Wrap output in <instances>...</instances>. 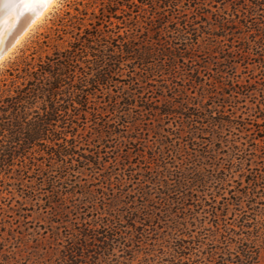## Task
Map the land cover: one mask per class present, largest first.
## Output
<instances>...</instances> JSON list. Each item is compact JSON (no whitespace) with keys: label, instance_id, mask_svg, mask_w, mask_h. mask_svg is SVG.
<instances>
[{"label":"trees","instance_id":"trees-1","mask_svg":"<svg viewBox=\"0 0 264 264\" xmlns=\"http://www.w3.org/2000/svg\"><path fill=\"white\" fill-rule=\"evenodd\" d=\"M263 250L264 0H65L0 70V264Z\"/></svg>","mask_w":264,"mask_h":264},{"label":"rangeland","instance_id":"rangeland-1","mask_svg":"<svg viewBox=\"0 0 264 264\" xmlns=\"http://www.w3.org/2000/svg\"><path fill=\"white\" fill-rule=\"evenodd\" d=\"M64 2H65V0H53L52 4L48 7V9L46 11H44V13L40 16V18L37 19L28 28V30L22 35V37L17 41L16 45H14L13 48H11V50L0 60V70L3 68V66L8 61H10L12 58H14L15 55H17L19 53V51L24 47V45L27 44L29 42V40L31 38H33V36L36 33H38V32H40V31L43 30V28L49 23V20L53 17V15L56 12H58L59 9L63 6ZM12 9H11L10 12L13 13V15H15L16 14V11H17V8H12ZM6 15L7 14L5 12L4 15L1 14L0 17H4ZM9 17L10 16H8V17L6 16L5 19H4L7 22L5 21V23H4V20L1 21L2 23L0 22V31H1L0 32V36L3 34V32L5 31V29H9L11 27V25L13 24V20H14L15 17L12 18V20H11L12 22L8 21ZM3 23H4V25H3ZM1 28H2V30H1ZM240 69H241V67H240ZM240 69L237 71V73H238L239 76L240 75L242 76L244 74L240 73ZM242 111H246V109L244 110V108H241V111H238L237 113L242 112ZM35 215L36 214H34L33 216H30L29 217V220H31V221L25 223L26 226H30L29 230H32L33 229L35 231V229H36V228H34L35 225H36V222H37V220L34 218ZM40 231H42V230L40 229ZM259 264H264V250L260 254Z\"/></svg>","mask_w":264,"mask_h":264},{"label":"bare ground","instance_id":"bare-ground-1","mask_svg":"<svg viewBox=\"0 0 264 264\" xmlns=\"http://www.w3.org/2000/svg\"><path fill=\"white\" fill-rule=\"evenodd\" d=\"M52 2H53V0H52ZM52 2L50 4H48L46 7H44L43 9H41L39 12L26 13V12H24V6L23 5H17L15 0H0V15L1 14L4 15V13L6 12V14H7L6 16L7 17L10 16L8 19V21H10V22H12L11 21L12 18L15 17L11 27L9 29H5L3 34L0 36V60L11 50V48H13L14 45H16L17 41L22 37V35L28 30V28L37 19L40 18V16L44 13V11H46L48 9V7L52 4ZM12 8H17L16 14L14 13L15 15H13V13L10 12ZM6 16L0 17V22L3 21ZM5 21L6 20H4V23H5ZM4 23H3V25H4ZM18 23H21V24L17 25ZM14 27H16V28L14 29ZM12 29H14V31L7 38L8 32ZM1 30H2V28H1Z\"/></svg>","mask_w":264,"mask_h":264},{"label":"snow or ice","instance_id":"snow-or-ice-1","mask_svg":"<svg viewBox=\"0 0 264 264\" xmlns=\"http://www.w3.org/2000/svg\"><path fill=\"white\" fill-rule=\"evenodd\" d=\"M17 5L24 6V12L36 13L46 7L52 0H15Z\"/></svg>","mask_w":264,"mask_h":264},{"label":"water","instance_id":"water-1","mask_svg":"<svg viewBox=\"0 0 264 264\" xmlns=\"http://www.w3.org/2000/svg\"><path fill=\"white\" fill-rule=\"evenodd\" d=\"M20 21V20H19ZM22 21V20H21ZM19 24H21V23H18L17 25H19ZM16 25V26H17ZM16 27H14V29H15ZM14 29H12V30H10L9 32H8V35H7V38L10 36V34L14 31Z\"/></svg>","mask_w":264,"mask_h":264}]
</instances>
